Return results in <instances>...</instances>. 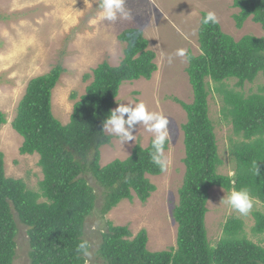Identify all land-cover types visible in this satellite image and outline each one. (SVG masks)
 Listing matches in <instances>:
<instances>
[{
    "label": "trees",
    "instance_id": "obj_1",
    "mask_svg": "<svg viewBox=\"0 0 264 264\" xmlns=\"http://www.w3.org/2000/svg\"><path fill=\"white\" fill-rule=\"evenodd\" d=\"M233 5L239 9L234 14L238 28L251 18L264 30V0H234ZM206 14L198 29L200 52L186 53L193 101L175 98L188 118L182 125L185 173L173 211L178 224L176 245L151 251L145 228L132 237L128 226L108 222L98 249L104 264H264V212L253 213L252 231L261 235L260 242L245 235L241 218L229 219L215 243L206 227L213 186L229 192L246 187L264 203V84L256 92L242 90L246 83L264 77V35L246 34L236 40L220 23L204 25ZM118 39L125 46L123 59L118 65L104 60L91 74H84L85 81H92L79 97L73 91L71 98L76 102L66 124L52 110L53 89L64 67L58 64L29 81L12 125L24 139L21 153L39 155L43 179L32 189L21 178L8 177L0 152V264H16L22 229L31 264H86L89 258L77 252V247L86 240L85 224L96 209L97 189L102 190L99 207L103 215L135 195L145 203L157 189L149 175L163 172L150 157L153 138L147 146L138 141L126 159L100 164L102 147L113 139L102 131L103 122L116 105L121 85L150 80L158 69L156 52L143 30L124 29ZM212 85L221 97V112L238 137L231 146L232 175L219 172L223 160L210 117ZM6 123V113L0 108V130Z\"/></svg>",
    "mask_w": 264,
    "mask_h": 264
},
{
    "label": "rangeland",
    "instance_id": "obj_2",
    "mask_svg": "<svg viewBox=\"0 0 264 264\" xmlns=\"http://www.w3.org/2000/svg\"><path fill=\"white\" fill-rule=\"evenodd\" d=\"M234 0H126L130 10L128 20L89 21L98 15L97 0H0V108L6 113L7 123L0 130V152L4 154L5 170L8 177L21 178L32 189L38 188L43 179L38 164L39 155L22 154L20 148L23 137L16 132L12 122L17 107L26 92L29 81L48 73L54 66L61 64L64 72L53 89V114L63 123H68L76 100L71 98L73 91L78 97L85 92L92 81H85L84 74L92 73L99 63L107 60L118 65L124 57L123 43L118 35L127 28L138 27L150 40V49L156 52L155 62L158 69L150 80L124 82L116 99L119 103L145 102L150 111L162 112L170 120L169 129L172 142L166 154L170 163L167 171L160 175H149L157 186L150 198L144 203L134 193L132 200L124 199L106 215L100 212L101 188L97 189L98 200L94 213L85 224L84 237L91 244V256L87 264H104L98 256L102 234L108 222L114 226H128L134 237L141 229L148 232V247L151 251L166 250L176 245L178 224L173 211L179 203L178 189L185 173L184 133L182 125L187 121V113L175 98L192 102L193 91L186 68L187 56L178 57L177 49L200 52L198 29L203 12H215L224 32L239 40L246 34L264 35L259 23L248 19L238 28L234 14L239 9ZM171 56V61L168 57ZM235 80L230 81L234 85ZM264 84V77L246 83L242 90L256 92ZM210 117L215 126L219 155L223 164L219 172L233 173L234 161L231 154L232 140H237L230 120L221 112L220 95L212 85L209 97ZM108 133V132H107ZM113 136L111 144L101 149V166L115 159H126L139 141L147 146L153 135L143 125L134 131L136 140L122 143ZM170 150V151H169ZM232 175V174H231ZM98 187V186H97ZM229 191L213 186L208 199L206 227L212 243L223 235L225 223L231 218H241L245 235L260 242L261 235L254 234V211L264 212V203L254 198L253 209L248 215H241L231 209L222 199ZM100 206V207H99ZM99 207V209H98ZM16 264H31L29 243L25 230L18 239ZM264 244V242H262Z\"/></svg>",
    "mask_w": 264,
    "mask_h": 264
},
{
    "label": "clouds",
    "instance_id": "obj_3",
    "mask_svg": "<svg viewBox=\"0 0 264 264\" xmlns=\"http://www.w3.org/2000/svg\"><path fill=\"white\" fill-rule=\"evenodd\" d=\"M97 4L98 15L89 21L91 24H95L98 21L112 22L118 19L128 20L131 18L130 10L126 7V0H97ZM202 23L204 25L217 24L219 20L215 12H208L204 16ZM174 55L185 57L186 50L183 48L177 49ZM168 59L171 61V56ZM169 124L170 120L164 113L150 111L143 101L135 104L119 103V106L111 110L104 120L102 131L115 135L122 143L126 144L136 140V135H134L136 126L143 125L146 131L153 135L152 150L150 152L151 160L159 167L161 172H165L170 163L166 154V146L172 142ZM257 173H259V169H257ZM222 203H226L231 209L246 216L253 209L254 198L248 188L242 187L239 190L233 189L228 192L222 199ZM89 249V242L83 240L79 243L77 252L82 253L85 257H90L91 252Z\"/></svg>",
    "mask_w": 264,
    "mask_h": 264
}]
</instances>
